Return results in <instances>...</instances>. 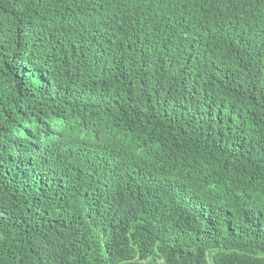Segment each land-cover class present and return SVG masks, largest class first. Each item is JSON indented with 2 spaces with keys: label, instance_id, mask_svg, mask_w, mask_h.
Here are the masks:
<instances>
[{
  "label": "trees",
  "instance_id": "obj_1",
  "mask_svg": "<svg viewBox=\"0 0 264 264\" xmlns=\"http://www.w3.org/2000/svg\"><path fill=\"white\" fill-rule=\"evenodd\" d=\"M0 264H264V0H0Z\"/></svg>",
  "mask_w": 264,
  "mask_h": 264
},
{
  "label": "clouds",
  "instance_id": "obj_2",
  "mask_svg": "<svg viewBox=\"0 0 264 264\" xmlns=\"http://www.w3.org/2000/svg\"><path fill=\"white\" fill-rule=\"evenodd\" d=\"M165 6H167L166 4H165ZM168 7V6H167ZM158 33H160V31H158Z\"/></svg>",
  "mask_w": 264,
  "mask_h": 264
}]
</instances>
